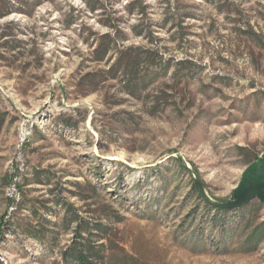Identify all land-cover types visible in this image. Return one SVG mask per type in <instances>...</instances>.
Returning <instances> with one entry per match:
<instances>
[{"label": "rangeland", "instance_id": "1", "mask_svg": "<svg viewBox=\"0 0 264 264\" xmlns=\"http://www.w3.org/2000/svg\"><path fill=\"white\" fill-rule=\"evenodd\" d=\"M130 1L0 0V264H264V202L215 209L264 153V0Z\"/></svg>", "mask_w": 264, "mask_h": 264}, {"label": "trees", "instance_id": "2", "mask_svg": "<svg viewBox=\"0 0 264 264\" xmlns=\"http://www.w3.org/2000/svg\"><path fill=\"white\" fill-rule=\"evenodd\" d=\"M127 8L129 10L130 14H139L141 16V18H143L145 16L146 13V8L147 5L145 4V2L143 0H132L130 2H128ZM91 9L93 11L98 10V8L96 6L91 7ZM13 12H20V13H27L26 9H11L8 11H5L3 9L2 6H0V19L5 17L6 15H9ZM109 26L113 29L112 33H106L104 35H102L100 38H94L95 41V48H94V54H99L97 60L98 61H104L107 58H109L110 53H111V46L112 44L115 42V39L113 38L114 34H117L119 32L118 27L116 25H113L111 23H108ZM141 28L143 27V25L138 24L136 25V28ZM152 32H149V34L152 36L151 34ZM136 34L139 36H146V31L145 30H140V31H136ZM128 52L127 50L122 51L121 55L117 58V60L113 63L109 65V68L107 69V73H114V75H118L120 73L122 74H130L132 72H134L137 69V62L131 58L130 56L126 55ZM92 74L87 73L85 76H83L82 78H86V77H91ZM100 79V77H96L94 76L92 79H90L91 83H94L96 80ZM259 158V156L255 159L257 160ZM253 160V161H255ZM253 161H251L250 163H252ZM185 170H189L187 167H184ZM190 171V170H189ZM203 186V184L201 185L198 182L194 183V187L195 190H197L198 195L201 198H205V195L201 189V187ZM208 202V201H207ZM206 202V204L208 205V203ZM210 203V202H209ZM212 204V203H210ZM215 209H217L218 211L221 212H229V211H233L234 208H221L215 205ZM79 223V227L80 228H85L88 230H90L89 225L88 227L84 226V221L81 218H77L76 219ZM5 223H1L0 224V233L2 232V226ZM102 226V225H101ZM81 229V230H82ZM259 232H257V230H255L251 236L248 238L247 242L248 243H259L262 238H264V221L262 223H260L259 225ZM34 238L38 239V240H45V237L47 236V233L45 231H35L33 233H31ZM82 232L78 231L76 233V235L81 236ZM259 241V242H258ZM62 256L63 259L66 262H69L71 264H103L104 261V256L102 255V250L99 249V247H95L93 246L89 241H88V245L87 243L81 242L77 239L73 240V243L71 245H69L68 247H66L63 252H62Z\"/></svg>", "mask_w": 264, "mask_h": 264}, {"label": "water", "instance_id": "3", "mask_svg": "<svg viewBox=\"0 0 264 264\" xmlns=\"http://www.w3.org/2000/svg\"><path fill=\"white\" fill-rule=\"evenodd\" d=\"M255 198L264 202V153L247 166L232 199L215 205L221 208H238Z\"/></svg>", "mask_w": 264, "mask_h": 264}]
</instances>
